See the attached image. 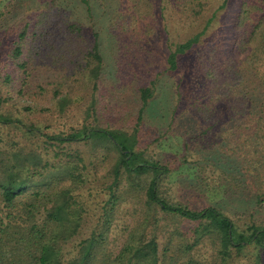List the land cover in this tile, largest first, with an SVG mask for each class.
<instances>
[{
  "label": "trees",
  "instance_id": "1",
  "mask_svg": "<svg viewBox=\"0 0 264 264\" xmlns=\"http://www.w3.org/2000/svg\"><path fill=\"white\" fill-rule=\"evenodd\" d=\"M97 1L108 8L116 0ZM117 1L107 26L115 82L100 80L97 32L62 0H44L20 21L0 59V264H233L244 250L262 264L264 221L175 199L170 167L140 145L160 74L141 35L155 21L152 1ZM217 1L168 0L172 22L190 33L167 41L162 71L190 56L183 77L204 88L187 103L201 129L176 160L193 164L201 188L247 190L264 211V0H236L227 45L199 49L228 2ZM80 2L91 16L92 4ZM220 105L250 122L224 145L210 138ZM71 107L81 114L75 124ZM196 150L219 164L234 157L235 170L213 164V176L203 175L198 157L189 159Z\"/></svg>",
  "mask_w": 264,
  "mask_h": 264
},
{
  "label": "rangeland",
  "instance_id": "2",
  "mask_svg": "<svg viewBox=\"0 0 264 264\" xmlns=\"http://www.w3.org/2000/svg\"><path fill=\"white\" fill-rule=\"evenodd\" d=\"M44 0H0V59H4V54L10 46L14 33L23 19L30 17ZM92 4L91 16L85 11V6L80 0H62L67 8L71 9L73 17L85 25L89 34L94 30L97 32L99 42V52L102 56V69L100 80L103 84L108 85L115 82L114 64L110 55V41L107 33L108 18L114 13L118 6V1H112L110 7H98L97 0H88ZM151 15L155 21L150 23L152 28L145 29L141 35L145 37L147 45L158 53L159 59L155 66V71H160L158 81L155 85L154 92L150 98L147 108L145 109L143 123L140 130V145L146 147L149 154L160 162L170 167L166 182L169 186V192H172L175 199L188 203L192 208L201 209L206 206L218 208L231 220L237 217L252 218L257 222L264 221V211L258 210L254 199L247 190L238 192L235 196H225L215 184L206 185L201 188L196 185L193 179L194 170L192 163H186L178 167V156L183 153L182 142L191 134H195L201 129L199 123L190 117L187 103L191 96L201 97L204 88L195 86L186 81L183 77V66H188L190 56L180 61L178 69L173 73H166L164 68V55L166 53V44L171 39H181L190 33L181 25L173 23L169 12L170 4L168 0H151ZM212 8L217 4V0H210ZM236 0H228L225 6L215 12V16L205 31L201 42L198 46L208 48L216 45L219 50H223L228 43L229 22L233 16ZM151 11V9H149ZM210 12H206L208 15ZM150 16V17H151ZM42 79L43 76H40ZM218 121L214 124L210 134L211 140L219 139L224 145L223 137L228 133H233L227 141L234 138V131L238 127L250 124L245 118L237 119L231 116L223 105L217 110ZM70 124L77 123L80 118L79 107H71L69 110ZM210 140V139H209ZM208 150V149H207ZM197 151V150H196ZM208 152V151H207ZM200 156H199V155ZM212 156V155H211ZM198 157V163L202 167V174L211 176L213 170L211 167L223 166L235 170L236 160L234 157L221 160L217 163L213 157L207 153H191L189 159L193 161ZM177 159V160H176ZM190 162V161H188ZM218 164V165H217ZM213 176V175H212ZM208 183L211 178L208 177ZM86 229L83 232L85 234ZM233 264H251L249 253L245 250L243 254L233 260ZM264 264V260L262 261Z\"/></svg>",
  "mask_w": 264,
  "mask_h": 264
}]
</instances>
